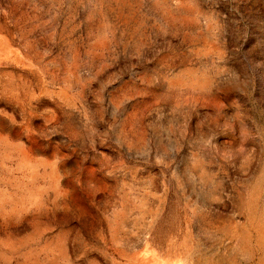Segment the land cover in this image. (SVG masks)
<instances>
[{
	"label": "rangeland",
	"instance_id": "obj_1",
	"mask_svg": "<svg viewBox=\"0 0 264 264\" xmlns=\"http://www.w3.org/2000/svg\"><path fill=\"white\" fill-rule=\"evenodd\" d=\"M0 264H264V0H0Z\"/></svg>",
	"mask_w": 264,
	"mask_h": 264
}]
</instances>
